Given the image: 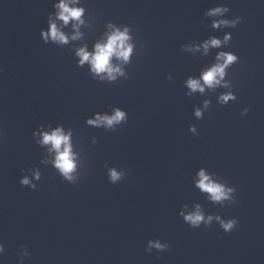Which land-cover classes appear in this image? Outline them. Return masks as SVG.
I'll list each match as a JSON object with an SVG mask.
<instances>
[{
    "label": "clouds",
    "instance_id": "obj_1",
    "mask_svg": "<svg viewBox=\"0 0 264 264\" xmlns=\"http://www.w3.org/2000/svg\"><path fill=\"white\" fill-rule=\"evenodd\" d=\"M59 9L57 13V18L65 25L69 23V21H75L76 23L73 25L74 28L77 29L76 35L72 36V39H77L80 35L78 31V27L84 21L82 20V16L84 13L83 8L72 7L66 0H60V3L56 5ZM229 11L227 6L223 7H215L210 9L206 15L207 16H223L226 12ZM240 22V17H236L234 20L228 19H220L214 20L212 23L213 28H219L221 26L224 27H236ZM109 27H113L109 25ZM44 40L47 41L49 38L53 41L59 42L61 44L68 43L69 38L57 27L55 22L50 21V27L48 32H42ZM130 37L128 35V29L125 28L124 31H120L118 28H114V30L108 34L107 40L105 43H97L95 45L94 53H90L86 50V47L79 48L77 50V56L80 58L79 63L83 65L84 63H89L91 65V71L97 75L99 74H107L108 79L115 80L116 75H123L122 70L119 67H114L112 64V58L116 57L124 62L129 60V57L132 53V45L128 43ZM232 39L230 34H225L223 41L217 39L215 37L207 40L202 45L205 54L207 53L210 47H220L222 44L228 43ZM196 50H199L197 47ZM217 63L214 64L211 68L204 71L202 73V81L189 78L187 80V87L191 89L192 92L199 91L203 93L205 91V86L209 89H215L216 87H224L229 88L231 86L230 81L224 80L226 76V70L232 66L233 64L238 62L237 55L231 52H220L216 57ZM170 79V77H169ZM236 100V96L233 92L228 91L222 93L218 97V103L221 105L228 104L229 101ZM204 108L208 109L211 101L205 100ZM249 109L245 108L242 110L241 115H246ZM195 115L197 118H202L203 113L201 109L197 108L195 111ZM127 117L125 112L115 109L114 114L111 116L97 115L94 120H88L87 123L91 125H104L108 129L114 130V126L119 124L122 121L126 122ZM189 131L193 134L196 133V128L194 126H190ZM70 133L65 134L62 128H56L52 132H44L42 133V140L39 141L42 145H50L49 151L55 152V160L54 166L60 172L64 179L68 181H74L75 177L73 173L75 172L76 165L74 163V154L72 152V146L70 143ZM124 171H117L116 168L108 169V179L112 184H116L121 181L125 177ZM199 180L197 181V187L201 189L203 192L209 194V198L213 203H219L221 205L224 204L225 201L234 204L236 202L233 193L235 192L234 188L227 187L223 183H217L214 181L206 172L201 169L198 173ZM34 178L39 180L40 173L37 171L34 173ZM20 184L22 186L30 187L35 190L36 185L31 182V180L24 176L20 179ZM181 215L184 218V221L188 223L192 228H199L201 224L205 227H209L212 225L213 219H215L220 227L224 230V232L228 233L233 231L238 226V220L235 218L224 220L220 215L205 216L200 206H196V211L188 213L185 215L181 212ZM169 245L167 243L161 242L159 239L149 240L146 245V251L151 253L153 249L157 251H167ZM3 245L0 244V252H3Z\"/></svg>",
    "mask_w": 264,
    "mask_h": 264
}]
</instances>
